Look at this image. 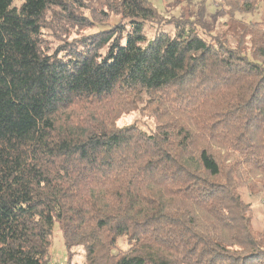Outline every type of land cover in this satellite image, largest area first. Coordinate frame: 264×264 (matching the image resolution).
<instances>
[{"label":"trees","instance_id":"trees-1","mask_svg":"<svg viewBox=\"0 0 264 264\" xmlns=\"http://www.w3.org/2000/svg\"><path fill=\"white\" fill-rule=\"evenodd\" d=\"M104 1L120 21L85 33L90 0H0V264H51L55 223L83 264H264L241 191L264 188V25L233 16L258 0H221L233 45ZM135 110L150 132L117 126Z\"/></svg>","mask_w":264,"mask_h":264},{"label":"rangeland","instance_id":"rangeland-1","mask_svg":"<svg viewBox=\"0 0 264 264\" xmlns=\"http://www.w3.org/2000/svg\"><path fill=\"white\" fill-rule=\"evenodd\" d=\"M22 0H15L14 5H20ZM91 4L96 7V18L98 21L94 23L93 28H87L82 32L90 33L97 30L108 29L112 25L120 21V16L110 12L105 7L104 0H90ZM152 5L157 9L165 24L158 25L156 22H147L144 25V34L151 39L157 30L165 32H173L174 25L170 24V18L176 19H197L201 18L204 28L198 27L202 35H206L208 31L211 35L224 36L226 42L230 45L234 44V38L228 31V21L231 18L228 10L222 5L221 0H150ZM85 14L90 15L92 10L86 9ZM201 15V16H200ZM233 16L244 22H260L264 25V0H258L257 7L253 12L234 13ZM128 26V24L126 25ZM75 35V34H74ZM154 119L145 117L139 110L131 111L122 115L116 124L124 127L130 123L138 122L139 127L150 132L155 126L152 121ZM243 197L252 204L251 214L253 224L257 230L264 229V188L259 187L256 195L250 196V192L241 189ZM55 223L53 234L51 236V264H83L84 253L81 247L72 248L73 255L69 260V254L64 243L62 232ZM119 247L125 249L127 243L124 240L119 241Z\"/></svg>","mask_w":264,"mask_h":264}]
</instances>
